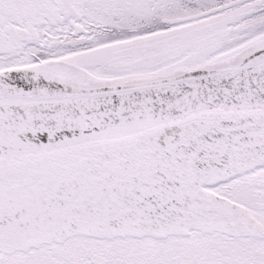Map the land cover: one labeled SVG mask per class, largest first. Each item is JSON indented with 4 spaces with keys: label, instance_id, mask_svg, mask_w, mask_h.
Here are the masks:
<instances>
[{
    "label": "snow or ice",
    "instance_id": "obj_1",
    "mask_svg": "<svg viewBox=\"0 0 264 264\" xmlns=\"http://www.w3.org/2000/svg\"><path fill=\"white\" fill-rule=\"evenodd\" d=\"M0 264H264V0H0Z\"/></svg>",
    "mask_w": 264,
    "mask_h": 264
}]
</instances>
